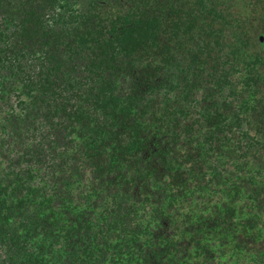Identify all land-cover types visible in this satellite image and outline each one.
I'll use <instances>...</instances> for the list:
<instances>
[{
    "label": "trees",
    "instance_id": "obj_1",
    "mask_svg": "<svg viewBox=\"0 0 264 264\" xmlns=\"http://www.w3.org/2000/svg\"><path fill=\"white\" fill-rule=\"evenodd\" d=\"M0 264H264V0H0Z\"/></svg>",
    "mask_w": 264,
    "mask_h": 264
}]
</instances>
